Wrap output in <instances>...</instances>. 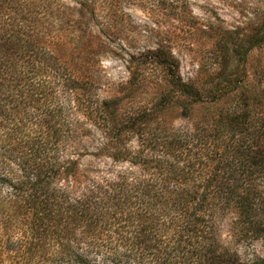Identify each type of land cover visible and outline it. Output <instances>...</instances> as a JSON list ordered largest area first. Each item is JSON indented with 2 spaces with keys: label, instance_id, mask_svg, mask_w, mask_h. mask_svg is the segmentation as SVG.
<instances>
[{
  "label": "trees",
  "instance_id": "trees-1",
  "mask_svg": "<svg viewBox=\"0 0 264 264\" xmlns=\"http://www.w3.org/2000/svg\"><path fill=\"white\" fill-rule=\"evenodd\" d=\"M129 1L0 0V264H264L218 223L264 240V67L247 65L264 22L223 32L211 75L183 80L168 44L109 49ZM108 51L127 79L103 98ZM90 124L94 154L127 167L73 157Z\"/></svg>",
  "mask_w": 264,
  "mask_h": 264
},
{
  "label": "rangeland",
  "instance_id": "rangeland-1",
  "mask_svg": "<svg viewBox=\"0 0 264 264\" xmlns=\"http://www.w3.org/2000/svg\"><path fill=\"white\" fill-rule=\"evenodd\" d=\"M124 9L127 15L122 17L118 26L108 31L114 33L110 37L109 49L115 50L120 46L141 49L168 44L179 59V72L183 80L211 75L216 59L212 44L223 32L235 40L239 34L259 28L264 22V0H130ZM258 63L264 67V45L252 50L247 59L248 67H255ZM98 76L101 83L99 95L104 98L111 95L118 83L127 79V70L124 62L108 51L103 56ZM249 79L251 83L254 82L251 74ZM146 97L144 91L138 94L137 100ZM196 108L192 113L199 112ZM170 115L174 125H184L187 121L181 119L180 108ZM91 129L93 134L85 138L81 146H75V151L80 155L75 153L73 157L83 167H127L126 163H113L103 154H94L101 132L94 125ZM130 144L136 146L134 136ZM233 218L231 212H225L218 218L221 241L235 248L243 258L252 255L264 258V240L236 239L231 232Z\"/></svg>",
  "mask_w": 264,
  "mask_h": 264
}]
</instances>
